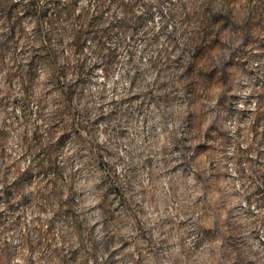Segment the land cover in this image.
<instances>
[{
	"label": "rangeland",
	"instance_id": "obj_1",
	"mask_svg": "<svg viewBox=\"0 0 264 264\" xmlns=\"http://www.w3.org/2000/svg\"><path fill=\"white\" fill-rule=\"evenodd\" d=\"M29 1L0 0V264H264V0H35L51 61Z\"/></svg>",
	"mask_w": 264,
	"mask_h": 264
},
{
	"label": "trees",
	"instance_id": "obj_2",
	"mask_svg": "<svg viewBox=\"0 0 264 264\" xmlns=\"http://www.w3.org/2000/svg\"><path fill=\"white\" fill-rule=\"evenodd\" d=\"M56 4V3H55ZM26 11L32 12L31 14L36 12V16L39 19V27L37 29V37L40 39V42H42L43 46L38 50L39 53H45L47 54L48 58L50 60L49 53L52 52V41H55L56 38L59 35H55V21L58 19V17L61 15V10H58V7L52 8V13H49L48 9H44V11H38V4L35 0L27 2V4L24 6ZM45 8V7H44ZM34 15V14H33ZM70 17H73V15H69ZM45 19H47V25H48V31L43 34V31H41V24ZM18 20L12 17V12L9 13L8 17H6L5 22L9 24V33L4 35V50L7 51L10 45L14 44L15 40V35L17 33L18 26H20V23L17 22ZM89 28H92V30H95V25H88L87 28L85 27H80L79 30H77L75 33H73V46L76 47L77 49H81L82 45L86 41L87 35L94 34V40L97 42L98 46L102 48V41L105 36V32H95V31H90ZM92 32V33H91ZM62 34H60V37L57 39L59 42L61 41ZM42 57V54L40 55ZM46 57V55H45ZM52 57V56H51ZM46 59H43L46 61ZM35 60V59H34ZM51 61V60H50ZM47 64V63H46ZM34 63L33 61L29 65V72L28 76L31 77V69L33 68Z\"/></svg>",
	"mask_w": 264,
	"mask_h": 264
},
{
	"label": "clouds",
	"instance_id": "obj_3",
	"mask_svg": "<svg viewBox=\"0 0 264 264\" xmlns=\"http://www.w3.org/2000/svg\"><path fill=\"white\" fill-rule=\"evenodd\" d=\"M88 2H89V0H81V7L77 9V13H79L80 10H81L82 8H85V7L88 5ZM146 2L149 3V4H156L159 8H163V7H164V5H162V4L160 3V0H146ZM94 6H95V5H94ZM139 12H140V14H142L143 9L139 10ZM119 15H123V13L121 12V13H119ZM165 15H167V11H165ZM164 23H167V21H164L163 18H162V17L159 15V13L157 12V15H156V25H155L157 31H159V29H160L161 27H163ZM34 26H35V25H33V27H34ZM169 27H171V25H169ZM37 72H40V69H39V68H37ZM45 79H46L45 75H44L43 73H40V75H39V80H38L37 83L40 84V85L42 86L43 83L45 82ZM152 79H155V76H153ZM4 87H5V85L2 83V80H0V88H4ZM19 94H20V93H19L18 90H17L16 93H14V95H19ZM8 111L11 112L12 110L9 109ZM16 111L18 112L19 109H17ZM107 111H108V109H105V112H106V113H107ZM4 119H5L4 112H3L2 110H0V126L3 125V121H4ZM233 175H235V173H233ZM236 189L239 190V184L236 185ZM177 251H179V249H177ZM191 259H192L193 264H194V262H195V257L193 256Z\"/></svg>",
	"mask_w": 264,
	"mask_h": 264
}]
</instances>
